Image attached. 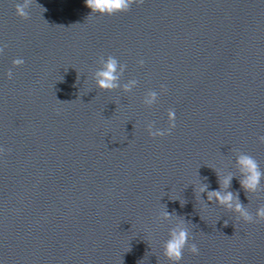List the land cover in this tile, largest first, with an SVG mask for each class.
I'll return each mask as SVG.
<instances>
[{
	"label": "water",
	"instance_id": "1",
	"mask_svg": "<svg viewBox=\"0 0 264 264\" xmlns=\"http://www.w3.org/2000/svg\"><path fill=\"white\" fill-rule=\"evenodd\" d=\"M16 2L0 0V264H170L178 219L199 249L178 264H264V220L207 200L264 204V178L247 192L235 162L246 152L264 171V0H134L112 15L31 0L28 18ZM109 55L131 91L96 87ZM169 108L175 127L149 136Z\"/></svg>",
	"mask_w": 264,
	"mask_h": 264
},
{
	"label": "clouds",
	"instance_id": "2",
	"mask_svg": "<svg viewBox=\"0 0 264 264\" xmlns=\"http://www.w3.org/2000/svg\"><path fill=\"white\" fill-rule=\"evenodd\" d=\"M134 0H84L87 8L91 11L90 14L112 15L117 12L126 11ZM139 2V0H137ZM31 0H18L15 3V14L21 18H28ZM23 58L18 57L13 59V65L22 64ZM99 67L94 71L93 77L95 79L96 87L104 90H113L121 88L124 92L131 91L136 85V79H130L121 84L120 76L124 72L126 65L118 61L114 56H100L97 60ZM138 64H143L144 61L138 60ZM7 77H12V70L7 71ZM161 90L164 86L161 85ZM158 93L155 90H148L145 92L142 103L145 106L153 105L157 100ZM168 127L154 128V122H148L146 129L148 135L152 137L163 136L175 127V110L169 108L167 110ZM259 142L264 143V135L258 137ZM236 166L240 173V185L249 193H256L261 187V180L264 178V171L261 170L258 161L246 152L236 151ZM219 183L224 189H227L232 180V174L218 178ZM207 185L201 184L197 192H204ZM215 199L219 205L225 209L230 210L235 214L236 219L244 220L246 222H255L257 220H264V204L258 206L255 213L251 212L243 203L240 202L239 196L234 195L232 191H221L220 189H213L207 191V200ZM172 213L162 210L159 213V218L167 220L171 218ZM192 239L189 227L183 219H178L176 223L168 229L167 238L162 243V255L170 262V264H178L181 260L185 246L192 254H197L199 249L196 243H190Z\"/></svg>",
	"mask_w": 264,
	"mask_h": 264
}]
</instances>
